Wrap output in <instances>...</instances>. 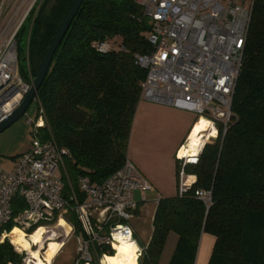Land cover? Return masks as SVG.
<instances>
[{
    "label": "trees",
    "instance_id": "16d2710c",
    "mask_svg": "<svg viewBox=\"0 0 264 264\" xmlns=\"http://www.w3.org/2000/svg\"><path fill=\"white\" fill-rule=\"evenodd\" d=\"M74 1L38 0L23 21L16 49L24 80L36 76ZM150 29V18L135 0H83L53 54L35 96L44 114L35 135L68 150L66 197L72 188L83 198L79 176L101 183L127 158L146 75L135 55L151 51ZM100 41L108 42L106 52L97 50ZM231 110L225 133L218 126L197 160L184 165L195 181L181 194L158 198L149 239L138 242L143 249L137 264H159L170 233L176 236L166 264H195L203 234L214 237L206 264H264V0L253 3ZM180 168L178 161V179ZM198 190L209 191L210 200L196 195ZM23 207L16 198L14 212ZM68 219L79 232L74 215ZM11 241L0 242V264H22L24 253ZM101 250L113 254L109 246Z\"/></svg>",
    "mask_w": 264,
    "mask_h": 264
},
{
    "label": "built area",
    "instance_id": "2783aa9c",
    "mask_svg": "<svg viewBox=\"0 0 264 264\" xmlns=\"http://www.w3.org/2000/svg\"><path fill=\"white\" fill-rule=\"evenodd\" d=\"M37 1L0 0V22L11 6L9 19L0 30V120L20 104L33 82L32 78L26 81L19 74L16 34ZM135 1L151 20L148 41L152 49L135 55L136 63L146 69L141 100L192 111L197 119L203 116L211 121L216 136L218 126L222 134L225 133L234 116L232 98L254 0ZM15 3L18 6L13 8ZM108 49L106 41L97 44L100 52ZM32 102L35 109L22 116L31 126L29 148L18 155L12 170L0 171V242L11 241L9 235L15 227L29 237L27 231L31 228L53 227L61 222L64 240L56 255L69 237L74 236L73 264H103L106 253L101 249L109 246L114 252L113 245L120 239H132L138 245L139 258L143 248L130 220L139 205L134 192L140 191L141 200L146 202L144 193L152 189L149 180L127 157L121 167L101 183L79 176L78 190L82 199L72 188L66 197L64 160L69 152L35 135L36 129L44 126V114L35 97ZM184 143L176 152V157L182 161L180 194L190 185L183 167L195 162L198 156L181 157L179 150ZM195 194L205 201L210 200L209 191L198 190ZM16 198H21L24 204L17 213L14 212ZM69 214H73L80 225L77 233L68 219ZM10 223L12 229L7 231L5 227ZM52 234L57 238V234ZM42 235L44 244H48L46 233ZM30 244L31 248H38L36 243L31 241ZM14 246L24 253L22 264L26 263L30 258L28 251Z\"/></svg>",
    "mask_w": 264,
    "mask_h": 264
},
{
    "label": "crops",
    "instance_id": "0c3cea01",
    "mask_svg": "<svg viewBox=\"0 0 264 264\" xmlns=\"http://www.w3.org/2000/svg\"><path fill=\"white\" fill-rule=\"evenodd\" d=\"M196 120L197 115L192 111L143 99L139 101L136 107L128 141L127 157L140 169L152 185L150 193L153 195L152 201L154 204L150 221H152L158 198L174 196L178 192L179 179L176 174V164L178 161L181 164V161L176 157V152L188 139L187 137H189L191 129H194L192 127ZM30 131L31 126L25 119L21 118L0 132V171L12 170L18 155L29 148ZM185 174L188 176V183L192 184L196 179L195 175ZM144 206L146 208L145 212L149 213L147 205ZM39 227L44 229L47 226L41 225ZM15 229L23 236H28L22 229L18 227ZM170 240L171 235L168 237L159 264H163V258ZM213 242V236L209 234L202 235L195 264L206 263L207 254L205 255L203 246L210 250ZM34 243L38 245V249L42 248V252L44 251L43 236L40 235ZM35 248L31 249L34 250ZM58 255L52 259L55 260ZM53 260L49 263L52 264Z\"/></svg>",
    "mask_w": 264,
    "mask_h": 264
},
{
    "label": "bare ground",
    "instance_id": "6f19581e",
    "mask_svg": "<svg viewBox=\"0 0 264 264\" xmlns=\"http://www.w3.org/2000/svg\"><path fill=\"white\" fill-rule=\"evenodd\" d=\"M196 121H198L196 123V126L189 134V137L184 146L180 149V154H182L183 156L188 157L197 155L202 149L206 140L211 136H216V129L209 119L201 116ZM63 225V223L59 222L53 227L47 226L44 229L42 227H38L31 234H29V238L18 233V231H16V229L14 228L11 231L9 237L18 248L28 251L30 258L24 264H48L55 256L64 240ZM43 233H46L45 237L49 239L47 241L48 244L45 243L44 251L42 252V248H35L34 250L31 249L30 240L34 242L40 237V235L43 236L44 240V235H42ZM52 233H54L55 235L57 234V238L52 237ZM14 237L16 240L14 239ZM137 247L138 245L132 239H120L119 242L114 243L113 245V248L115 249V251L113 252L114 254L106 255L103 258V264H106L109 260L111 262H114L112 260L113 257L116 256L117 260L119 261V263L115 261L116 264H137ZM42 256L44 257V259L42 258Z\"/></svg>",
    "mask_w": 264,
    "mask_h": 264
},
{
    "label": "rangeland",
    "instance_id": "374dc122",
    "mask_svg": "<svg viewBox=\"0 0 264 264\" xmlns=\"http://www.w3.org/2000/svg\"><path fill=\"white\" fill-rule=\"evenodd\" d=\"M17 6L18 5L16 3H15V5H12L13 8L17 7ZM10 11H11V6L6 11V13L3 16L2 21L0 22V30L7 23L8 19H9V16L11 14ZM18 70H19V67H18ZM34 109H35V106H34V104L32 102L30 104L28 110L26 111L27 115H28V113L31 114ZM21 118L23 119V117H21ZM197 122L198 121H196V123ZM196 123H194V126L192 128H194L196 126ZM191 131H192V129H191ZM191 131H190V133H191ZM211 137H213V136H211ZM211 137L208 138L207 140L210 141L212 139ZM204 138H206V137H204ZM204 138H202V139H204ZM207 140H206V142H208ZM186 141H187V139H186ZM186 141H185V143H186ZM179 155H181V157H187V156H183L182 154H180V150H179ZM188 157H192V156H188ZM181 164H182V161H181ZM179 181H180V179H179ZM144 194H145V197H146V202L141 200V192L140 191H135L134 192V197H135V199L137 201H139L140 208H138L137 210H135L133 212V217L130 220V223H131V225H132V227H133V229H134V231H135V233L137 235V241L138 242H142V243L145 244L147 242V240L149 239V235L151 233L150 214H152L151 212L153 210V204L154 203L152 201L153 195L150 193V190L146 191ZM145 204L147 205L149 213L145 212V209H146L145 206H144ZM170 235H171V240H170V243H169V245L167 247V251L165 253V257L163 258V264L165 262H167L169 256L172 253L173 247H174V242H175V236L176 235L174 233H170ZM199 248H200V244H199ZM199 248H198V251H199ZM211 248L212 247H210V250H211ZM203 249L205 251V255L207 254V258L205 259V262H207L210 250L207 247H204V246H203ZM197 255H198V252H197ZM74 258H75V237L74 236H70L69 239L67 240L65 246L63 247L62 252L55 258V260H53L52 264H73ZM196 259H197V257H196ZM112 261H114V262H111L109 260V261H107L106 264H116L115 261H117L119 263V261L117 260V256L113 257Z\"/></svg>",
    "mask_w": 264,
    "mask_h": 264
},
{
    "label": "water",
    "instance_id": "95a60500",
    "mask_svg": "<svg viewBox=\"0 0 264 264\" xmlns=\"http://www.w3.org/2000/svg\"><path fill=\"white\" fill-rule=\"evenodd\" d=\"M83 0H75L71 9L63 19L56 35L54 36L51 44L49 45L46 53L40 63L38 72L33 79L31 87L26 95L23 97L20 104L6 115L2 120H0V132L8 128L11 124L21 119L24 113L28 110L30 104L32 103L34 97L36 96L37 90L40 87L42 81L44 80L47 71L49 69L53 54L55 53L61 39L63 38L72 18L75 16L78 8L80 7Z\"/></svg>",
    "mask_w": 264,
    "mask_h": 264
}]
</instances>
